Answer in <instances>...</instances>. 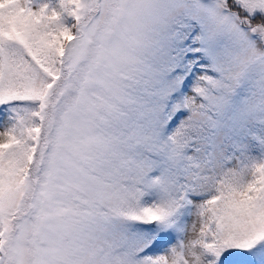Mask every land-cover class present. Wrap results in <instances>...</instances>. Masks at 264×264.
<instances>
[{
  "label": "snow or ice",
  "instance_id": "snow-or-ice-1",
  "mask_svg": "<svg viewBox=\"0 0 264 264\" xmlns=\"http://www.w3.org/2000/svg\"><path fill=\"white\" fill-rule=\"evenodd\" d=\"M0 264H264V0H0Z\"/></svg>",
  "mask_w": 264,
  "mask_h": 264
},
{
  "label": "rangeland",
  "instance_id": "rangeland-1",
  "mask_svg": "<svg viewBox=\"0 0 264 264\" xmlns=\"http://www.w3.org/2000/svg\"><path fill=\"white\" fill-rule=\"evenodd\" d=\"M189 223H191V221H189Z\"/></svg>",
  "mask_w": 264,
  "mask_h": 264
}]
</instances>
